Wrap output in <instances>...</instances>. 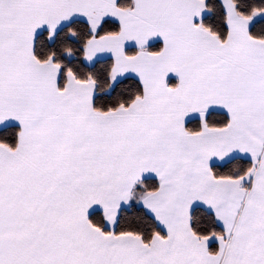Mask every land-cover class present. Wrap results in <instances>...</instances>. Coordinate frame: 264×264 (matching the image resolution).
<instances>
[{
	"label": "snow or ice",
	"instance_id": "1",
	"mask_svg": "<svg viewBox=\"0 0 264 264\" xmlns=\"http://www.w3.org/2000/svg\"><path fill=\"white\" fill-rule=\"evenodd\" d=\"M0 264H264V0H0Z\"/></svg>",
	"mask_w": 264,
	"mask_h": 264
}]
</instances>
